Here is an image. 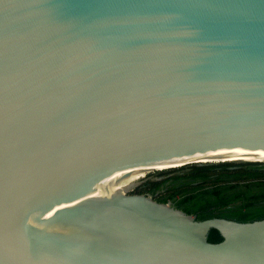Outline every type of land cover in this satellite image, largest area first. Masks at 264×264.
I'll return each instance as SVG.
<instances>
[{
  "label": "water",
  "instance_id": "water-1",
  "mask_svg": "<svg viewBox=\"0 0 264 264\" xmlns=\"http://www.w3.org/2000/svg\"><path fill=\"white\" fill-rule=\"evenodd\" d=\"M251 161L264 0H0V264H264V220L124 191Z\"/></svg>",
  "mask_w": 264,
  "mask_h": 264
},
{
  "label": "trees",
  "instance_id": "trees-1",
  "mask_svg": "<svg viewBox=\"0 0 264 264\" xmlns=\"http://www.w3.org/2000/svg\"><path fill=\"white\" fill-rule=\"evenodd\" d=\"M159 176L164 179L147 181L149 187L144 193L155 194L157 203L169 202L184 214L193 215L196 221L264 220L263 162L212 165Z\"/></svg>",
  "mask_w": 264,
  "mask_h": 264
},
{
  "label": "rangeland",
  "instance_id": "rangeland-1",
  "mask_svg": "<svg viewBox=\"0 0 264 264\" xmlns=\"http://www.w3.org/2000/svg\"><path fill=\"white\" fill-rule=\"evenodd\" d=\"M242 163V162H241ZM262 163V162H260ZM264 163V161H263ZM162 179H164L162 176H155V177H151V178H147L133 186L130 187V189L127 190V194H135V195H145V196H149L153 201L155 199V196H152L150 194H146L144 192H146V189L149 187V185H146L147 184V181H150V182H158V181H161ZM140 192H143V193H140Z\"/></svg>",
  "mask_w": 264,
  "mask_h": 264
},
{
  "label": "bare ground",
  "instance_id": "bare-ground-1",
  "mask_svg": "<svg viewBox=\"0 0 264 264\" xmlns=\"http://www.w3.org/2000/svg\"><path fill=\"white\" fill-rule=\"evenodd\" d=\"M251 162H263V161H251ZM251 162H250V163H251ZM129 188H130V187H129ZM129 188L125 189L124 191L128 190ZM124 191H122V192H124Z\"/></svg>",
  "mask_w": 264,
  "mask_h": 264
},
{
  "label": "flooded vegetation",
  "instance_id": "flooded-vegetation-1",
  "mask_svg": "<svg viewBox=\"0 0 264 264\" xmlns=\"http://www.w3.org/2000/svg\"><path fill=\"white\" fill-rule=\"evenodd\" d=\"M161 191V190H160ZM130 194H132V193H130ZM152 196H155V194L154 195H152ZM155 200V199H154Z\"/></svg>",
  "mask_w": 264,
  "mask_h": 264
}]
</instances>
